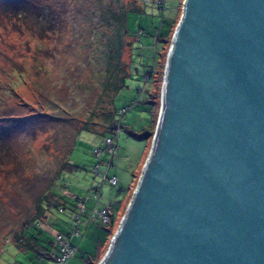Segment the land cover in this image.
<instances>
[{
    "label": "water",
    "instance_id": "water-1",
    "mask_svg": "<svg viewBox=\"0 0 264 264\" xmlns=\"http://www.w3.org/2000/svg\"><path fill=\"white\" fill-rule=\"evenodd\" d=\"M97 264H264V0H184L150 150Z\"/></svg>",
    "mask_w": 264,
    "mask_h": 264
},
{
    "label": "rangeland",
    "instance_id": "rangeland-1",
    "mask_svg": "<svg viewBox=\"0 0 264 264\" xmlns=\"http://www.w3.org/2000/svg\"><path fill=\"white\" fill-rule=\"evenodd\" d=\"M35 1L37 6L41 3L49 6L45 18L37 20L33 13L35 10L32 13L24 10L33 4V0H13L10 4L0 0V132L6 135L0 140V145L6 143L10 152L9 157L0 159V248L7 240L13 241V234L19 231L22 223L33 212L36 199L46 194L48 185L67 196L70 202L76 203L71 195L86 201L87 211H91L96 204L92 201V187L103 182L102 176L92 171L96 161L92 150L101 144L103 137L100 134L107 130L105 125L100 126L104 124L101 116L98 124L92 128L100 134L82 131L77 136L69 160L79 170L63 173V186L60 182L55 184L54 179L68 147L75 140L78 121L89 111L101 113L103 107L111 110L106 98L102 103L96 102L105 77L102 50L104 43L112 36L111 30L102 27L98 20V0ZM127 1L124 0V3ZM183 2L167 0L163 11L146 6V14L128 15L131 35L137 37L139 32L143 33L137 40L139 43L134 46V54H137L134 55L133 66L138 68L139 73H132V79L127 80V86L118 91L113 100L114 108L128 109L121 119L128 129L139 132L140 126L148 118L144 111H140L143 106H135L139 99L141 101L144 98V93H138L137 90L145 86L148 88V85L140 82L144 67L139 66L141 63H138L140 58L137 55L146 53L145 63L150 67L154 65V55L161 51V46L157 44L154 52L152 35L160 27L161 18H170L177 11L179 22ZM137 3L141 4L140 1ZM109 4L112 9L116 2L112 0ZM131 40L127 38L125 44ZM169 47L170 43L166 44L161 52L160 75L157 76L160 82L163 80ZM128 57L129 48L125 46L122 55L124 65ZM146 146L149 153L151 140L148 144L146 140H135L125 131L118 137L109 172L110 176L118 179V186L111 187L106 181L98 205L110 206L116 215V227L111 237L136 187L137 179L127 193L132 176L139 178ZM104 156L103 163H107L109 156ZM10 157L12 160H9ZM103 163L104 170L106 165ZM65 185L68 189L64 188ZM54 212L58 218L69 223V232L71 218L56 210ZM85 218L86 215H83V220ZM48 224L51 225L52 221ZM104 227L98 222L80 225L79 236L72 238V245L77 246L79 251L66 264H86V254L93 251L95 242L100 235L105 234V229H110V226ZM5 247L2 248L0 262L35 264L30 258L31 252L12 254V245ZM106 250L101 252V257Z\"/></svg>",
    "mask_w": 264,
    "mask_h": 264
},
{
    "label": "trees",
    "instance_id": "trees-1",
    "mask_svg": "<svg viewBox=\"0 0 264 264\" xmlns=\"http://www.w3.org/2000/svg\"><path fill=\"white\" fill-rule=\"evenodd\" d=\"M12 1L13 0H6L7 4H10ZM109 1H112V0H98V4L100 6V9L98 10V13H99L98 20L102 24V27H104L105 29L111 30L112 36L109 37V39L104 43V47L102 50L101 59L103 61L102 64H103V71H104L105 77H104V82L102 83V87H101L102 90L100 91V94L96 102L102 103L103 100L106 98V102H108V105L111 106V110L110 109L105 110L104 107L102 108L101 113L98 111L95 113L92 110V111H89V113H86L87 115H85L82 120L78 121L79 128H77L76 132L74 133L75 140L72 143V145L70 144V146L68 147V152L64 156L65 159L60 164L56 172L55 179H54L55 184H57V182H60L62 183L61 184L62 186L64 184V181L61 180V176L63 175V173L65 172L70 173V172L79 170V167H77L75 164H71L69 160L70 154L76 145L77 136L82 131L98 133L92 128H93V125L98 124L97 121H98L99 116H101V119L104 121V124H100V126L103 127L105 125L104 127L107 129L105 133H102V134L98 133L103 137V139L101 140V143L105 138L112 137L115 134V132L118 130L120 131L119 135L125 131L129 136H131L135 140L149 137L148 139H146V141L149 142L155 130L158 111H159V103H160L159 102L160 89L163 83V80H161L160 82V80L158 81L159 78L157 79V76L160 75L159 64H160V58L162 56L161 52L164 49V46L170 43L174 30L178 24L177 11L173 13V15L170 16V18H167V19L161 18L160 27H158L156 29L155 34L152 35L153 42H154V52H155V46H157V44L161 46V51L158 54L155 53L154 55V59H153L154 65L150 67L148 66V64L145 63L144 55L146 53L144 55L142 53L140 55H137L140 58L138 63H141L139 66L144 67V71L142 75H140L141 76L140 82H142L144 85L145 84L148 85L149 89L145 86L141 90H137L138 93L139 92L144 93V98L141 101L139 99L135 103V106L136 104H140L141 106H143V108L140 111H144L148 115V118H147L146 123L142 125L143 127H140L139 132H136L134 129L126 128L124 124L122 123L121 119H123L128 109L126 108L116 109L113 107V100L116 94L118 93V91H120L121 89L127 86L126 85L127 80L132 79V75H133L132 73H135V74L139 73L138 68H135V66H133L134 55L137 54V53L134 54V46L136 45V43H139L137 42V40L139 41V38H141L143 33L139 32V36L137 37H133L131 35L128 29V15L130 13L144 15L146 14L145 13L146 6H150L152 9L163 11L166 8L167 0L165 4L162 6L161 5L156 6L154 4L145 5L142 3L141 4L137 3V1L141 2V0H137V1L128 0L125 3H124V0H113V2H116V5L115 6L113 5L114 7L112 9L110 7ZM118 1L120 2V5H118ZM36 4H37V1L33 0V4H31L30 6L33 8L25 7L24 10L27 11V13H32V10H35L33 13L37 20L45 18V14L47 13L46 8H48L49 6L47 5L44 6L42 3L38 6ZM39 11H42V13H39ZM24 15H26V13H24ZM14 16L18 17L17 14H15ZM127 38H131L132 40L129 41L128 43L126 41V44H125V40ZM125 46L129 48V57H128V61L126 65H124V63L122 62V55H123V50ZM157 82H158V85H157ZM121 110H125V112L122 115H119L118 112ZM93 119H95L96 121H93ZM3 136H6V135H1V132H0V140H3ZM117 142H118V138H117V141L114 147L115 151L117 150ZM115 151H114V154H115ZM9 153L10 152L8 151V147L6 143H2V145H0V159L2 157L3 158L9 157ZM114 154L110 159V163H109L110 167L108 168V177H115V176L109 175L110 169L112 167L111 161H112V158L114 157ZM9 160H12V158L10 157ZM97 163L98 162L95 161L94 165ZM135 176L136 175L132 176V181H131L130 186L128 187L127 193H129V191L132 189V183L135 182L136 179L138 180V177L136 178ZM104 184L105 182H102V184L99 186L102 187ZM117 186H118V183L116 186H111V187H117ZM95 187L93 186L92 190ZM64 188H67V186ZM72 196L76 203L70 202L69 201L70 199L67 196L63 195L62 193H59L57 190L54 189V187L48 185L46 194L36 199L35 208L33 212L29 215L28 219L22 223L19 231L13 234V238H12L13 242L18 244L19 248H21L22 251L33 252L36 255L37 259L42 257L45 260L52 261L53 263L54 257L58 255L59 249L57 245L55 244V241L52 238V236L46 234L41 229L35 227V224L41 221L43 218H45L46 213L50 212V210H57V211L62 210V212H60L61 214H63V212L64 213L67 212L66 214L68 216H71V220H72L74 214H76L75 208H76L77 202L79 203L83 202L82 199L74 195ZM100 199L98 200V204L100 203ZM92 201H94L97 204V200L95 201L93 199V196H92ZM114 214L115 213L112 210L111 221L107 226H105V227L110 226V229L109 230L105 229V234L103 235V238H102L103 241L107 237L106 240L107 242H109L112 231L116 227L115 225L116 222H114L116 215ZM101 226L104 227L103 225ZM56 230L62 232L59 227ZM69 232H65L63 234L67 235L69 234ZM103 241H100V242H103ZM100 249H101V246L99 245V243H96L94 252L92 254H87L84 258L86 264H97L100 261V259L103 257V256L101 257V252L103 251ZM77 252H78V248H77Z\"/></svg>",
    "mask_w": 264,
    "mask_h": 264
},
{
    "label": "built area",
    "instance_id": "built-area-1",
    "mask_svg": "<svg viewBox=\"0 0 264 264\" xmlns=\"http://www.w3.org/2000/svg\"><path fill=\"white\" fill-rule=\"evenodd\" d=\"M166 0H141L142 4L145 5H164ZM125 110H121L118 112L119 115H122ZM120 131H116L112 137L105 138L99 147H96L92 150V155L95 160L98 162L93 167V173L97 176H102L103 182L108 181L109 185L116 186L118 180L116 177H108V168L110 167V159L114 154L115 151V143L117 141L118 135ZM104 155L109 156V161L107 163H103ZM104 156V157H103ZM102 163L106 165V169H102ZM102 195V187L97 186L93 189V199L96 201L97 204L91 211H87L86 208V201L81 202V206L78 208L76 214H74L71 220V230L69 234L65 235L63 233H56L54 235V241L57 245L59 252L56 257H54L53 264H66V262L77 253V248L72 245L71 240L75 236H79V227L87 223L90 225L92 223H100L103 226H107L111 221L112 209L108 205H104L99 207L98 200L101 198ZM62 212V210H59ZM83 215H86V218L83 220ZM46 218V219H45ZM43 218L41 221L35 224V227L43 230L45 227L49 228L52 224L49 225L48 223L51 220L47 217Z\"/></svg>",
    "mask_w": 264,
    "mask_h": 264
},
{
    "label": "crops",
    "instance_id": "crops-1",
    "mask_svg": "<svg viewBox=\"0 0 264 264\" xmlns=\"http://www.w3.org/2000/svg\"><path fill=\"white\" fill-rule=\"evenodd\" d=\"M140 127H143V126H140ZM149 142H147V144H148ZM148 146V145H147ZM146 146V147H147ZM148 153V147L146 148V151H145V157H144V159H146V154ZM142 160V163H141V165L144 163V161L145 160ZM141 167V166H140ZM140 169V168H139ZM71 197V199L72 200H74V198H73V196L71 195L70 196ZM78 208H79V202H77V204H76V208H75V212H77V210H78ZM55 210H50V212H47L46 213V215H45V217H47V218H49L51 221H53V224L49 227V228H44L42 231L43 232H45L46 234H48V235H50V236H52V238L54 239V235L56 234V233H65V232H68V229H69V223H67V222H64V220H62V219H60V218H58L57 217V215H56V213L54 212ZM57 211V210H56ZM58 213H60L59 211H58ZM66 213L67 212H63V214L64 215H66ZM61 214V213H60ZM70 215V214H69ZM71 218V216H69V219ZM58 222V223H57ZM58 225V226H57ZM56 226V227H55ZM58 227L60 228V230L62 231V232H60V231H58V230H56V229H58ZM56 231V232H55ZM101 236V235H100ZM99 236V238H98V240L99 241H96L95 242V246H96V243H99V245L101 246V249L100 250H102V251H104L105 249H107L108 248V245H109V242H110V239H109V242H107V237L104 239V241H103V236H101L100 237ZM102 239V240H101ZM100 241H103V242H100ZM72 242V244H73V240L71 241ZM105 242V243H104ZM107 242V243H106ZM12 245V250H13V253L12 254H20V252H25V251H22L21 250V248H19V245L18 244H16V243H14L13 241L12 242H8V243H5V244H3L2 246H1V248H0V254L3 252V250H2V248L3 249H5L6 247L5 246H8V245ZM75 245V244H74ZM95 246H94V249H93V251L91 252V253H88V254H92L93 252H94V250H95ZM77 247V246H76ZM78 248V247H77ZM78 251H79V249H78ZM27 252H30V251H27ZM32 253V257H30L31 259H32V261L35 263V264H52V261H50V260H45L44 258H42V257H40V258H38L37 259V257H36V255L33 253V252H31ZM87 255V254H86ZM0 264H8V262H5V261H2V262H0Z\"/></svg>",
    "mask_w": 264,
    "mask_h": 264
},
{
    "label": "clouds",
    "instance_id": "clouds-1",
    "mask_svg": "<svg viewBox=\"0 0 264 264\" xmlns=\"http://www.w3.org/2000/svg\"><path fill=\"white\" fill-rule=\"evenodd\" d=\"M118 226V225H117ZM9 241L7 240L6 243H8Z\"/></svg>",
    "mask_w": 264,
    "mask_h": 264
}]
</instances>
